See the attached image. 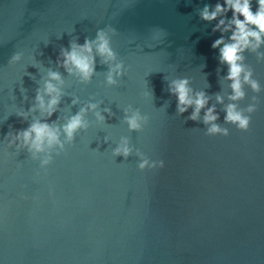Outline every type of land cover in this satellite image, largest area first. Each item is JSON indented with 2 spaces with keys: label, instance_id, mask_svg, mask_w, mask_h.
<instances>
[{
  "label": "water",
  "instance_id": "1",
  "mask_svg": "<svg viewBox=\"0 0 264 264\" xmlns=\"http://www.w3.org/2000/svg\"><path fill=\"white\" fill-rule=\"evenodd\" d=\"M217 2L0 0V264H264V43L243 53L260 91L242 84L239 107L255 96L257 110L241 133L224 122L227 69L211 49L220 33L198 18ZM105 26L115 29L112 47L125 66L113 85L99 59L88 82L57 67L61 48ZM155 28L167 35L149 47ZM16 52L22 60L10 66ZM49 71L60 75V102L44 120L29 109ZM176 78L210 98L227 137L205 136L207 127L188 119L191 108L177 115L168 93ZM90 104L97 107L71 142L61 132L63 149L33 159L7 148L9 133L34 120L61 129ZM133 113L141 129L130 132ZM122 139L133 149L127 160L112 156ZM137 152L164 167L139 171Z\"/></svg>",
  "mask_w": 264,
  "mask_h": 264
},
{
  "label": "clouds",
  "instance_id": "2",
  "mask_svg": "<svg viewBox=\"0 0 264 264\" xmlns=\"http://www.w3.org/2000/svg\"><path fill=\"white\" fill-rule=\"evenodd\" d=\"M254 0H218L210 7L205 5L198 11V18L206 24H213L211 31L213 34L220 33L218 39L211 44L212 50H218V63L226 67L227 75L224 80L229 83L230 94L227 96V104L221 95L215 96L216 104L225 105L223 111L224 122L235 128L238 132L246 133L251 124L252 114L257 110L256 97L246 107H239V102L244 100L245 92L242 84L250 87L253 93H259L258 81L252 79V72L246 71L243 64V53L255 51L264 43V0H255V10H253ZM231 13L230 18L228 13ZM115 29L105 26L95 32L94 38L85 37L83 44L76 40L69 42L67 48H61L57 56V67L63 68L69 74L75 71L83 82H88L95 72L96 61L99 59L102 65L108 67L106 83L113 85L116 81L114 77H120L124 73V64L117 62V53L112 47V38L116 36ZM163 29L155 28L151 32L150 40L154 45L161 44L166 38ZM23 53H14L8 64L16 65L22 60ZM259 59V57H258ZM61 78L58 72L49 71L47 81L44 83L43 92L38 88L35 95V108L29 111H38L44 120L50 119L56 111L60 102V92L57 84ZM55 82V83H54ZM168 93L176 98L177 115L183 116L189 108L192 109L188 119L200 121L207 127L205 136L207 137H227L228 128H221L216 121L219 119L215 106H209L210 98L203 91L194 92L189 87L187 78H176L168 84ZM47 97V101H45ZM76 101H73L75 104ZM97 105L90 104L87 108H81L75 115L71 116L61 129L51 126L47 122L34 120L26 128L9 133L4 137L7 148L14 149L16 153L26 150L35 159L38 154L46 153L54 146L63 149L60 135L63 133L65 142H71L74 135L86 127L84 116L87 111H94ZM107 112L108 110L105 109ZM203 116L201 119V113ZM98 122H103L104 117L99 112L95 113ZM22 122L26 119L23 112L16 114ZM109 116L111 113L109 112ZM142 117L139 113H133L127 117L125 123L129 131H139L141 129ZM133 149L126 139H122L120 144L112 151L113 157H122L127 160ZM137 169H162L164 161H150L143 154L137 152ZM49 158L41 161V167L49 164Z\"/></svg>",
  "mask_w": 264,
  "mask_h": 264
}]
</instances>
